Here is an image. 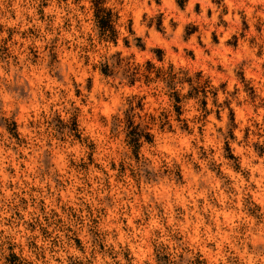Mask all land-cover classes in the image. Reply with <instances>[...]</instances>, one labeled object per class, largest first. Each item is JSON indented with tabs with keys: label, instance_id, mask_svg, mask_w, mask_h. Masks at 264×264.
<instances>
[{
	"label": "clouds",
	"instance_id": "obj_1",
	"mask_svg": "<svg viewBox=\"0 0 264 264\" xmlns=\"http://www.w3.org/2000/svg\"><path fill=\"white\" fill-rule=\"evenodd\" d=\"M0 264H264V0H0Z\"/></svg>",
	"mask_w": 264,
	"mask_h": 264
}]
</instances>
